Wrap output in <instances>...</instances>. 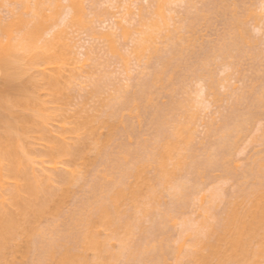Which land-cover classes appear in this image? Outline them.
<instances>
[{"label": "rangeland", "instance_id": "obj_1", "mask_svg": "<svg viewBox=\"0 0 264 264\" xmlns=\"http://www.w3.org/2000/svg\"><path fill=\"white\" fill-rule=\"evenodd\" d=\"M35 1L40 4L39 0H0L3 42L8 39L4 24L17 36L21 31L14 22L24 18L32 24ZM154 1L80 0L81 15L78 8L70 9L68 0H41L44 13L52 18L43 27L38 44L53 39L45 52L59 55L60 63L49 55L47 62L33 60L36 51L20 47L0 62V144L13 142L29 162L28 177L44 181L46 188L31 196L33 207L60 186L63 173L80 166L82 180L71 186L60 211L37 220L42 227L57 225L58 233L65 235L76 226L77 211L90 209L103 198L120 170L132 168L140 157L157 148V142L163 143L176 127L185 124L188 128L184 126L187 129L178 138V149L167 158V166L172 167L179 149L187 152L182 146L188 144V160L194 168L177 170L153 203L150 215L140 208L149 199V184L161 187L160 166L150 161L141 180L123 174L122 185H137L143 195L120 207L131 212L133 227L127 234L131 240L140 246L147 240L154 245L146 264H188V242L195 229L204 231L202 222H218L239 195L264 185V0H163L164 19L156 14ZM140 3L141 9L137 8ZM169 32L179 51L160 68L159 57L170 54ZM139 42L143 47L137 50ZM157 69H164L159 78L154 77ZM49 80L56 81L57 87ZM144 81L149 85L146 83L145 93L139 96ZM37 105L49 113L45 122L36 114ZM102 118L106 121H100ZM236 118L247 121L226 140L220 138L223 122L231 124ZM106 136L108 144L98 154L90 144L95 137ZM50 139H59L67 150L56 152L55 160L44 153L50 148ZM5 180V187L14 183L11 176ZM182 182L184 194L172 198L170 192H181ZM5 205L18 211L9 202ZM137 218L140 226L135 225ZM96 230L100 239H107L105 254L118 252L117 235L103 225ZM20 233L6 245L5 261L37 264V249L32 248L31 255L26 251L27 258V237ZM60 240L62 245L56 247L64 248V237ZM80 241L74 243V249L84 251L86 260L79 264H96L93 249L83 250ZM42 258L41 264H56L52 256ZM123 259L118 257L109 264H122Z\"/></svg>", "mask_w": 264, "mask_h": 264}, {"label": "bare ground", "instance_id": "obj_2", "mask_svg": "<svg viewBox=\"0 0 264 264\" xmlns=\"http://www.w3.org/2000/svg\"><path fill=\"white\" fill-rule=\"evenodd\" d=\"M39 1L40 4L38 3V1H35L37 3L34 4L35 6L32 11L33 16L31 19L32 24H28L29 20H26L24 18H20L19 20H17V22H14L17 23V25L19 24L18 30L21 31V33L18 36L11 32V28L8 24H4L2 26V29L4 32H6L8 39L5 42L0 39V62L10 57L8 56L10 54L14 55L19 47L22 49L36 51L35 55L33 56V60L43 59L47 62L49 59H51L52 61L55 60V62L60 61L59 55L57 54H54L52 56L51 54H48L49 59H47L48 55H46L47 53L45 52V50L52 46L53 39L45 38L42 44H38V39L40 38L39 35L41 34L43 27L46 26L47 22H49L52 18V14L44 13V9L41 6V3L43 1ZM68 1L70 9L75 10L76 8H78L82 15L80 0ZM139 1L141 0H133L134 3H139ZM155 1V4L157 5H155L157 12L156 14L160 15V17L162 16V18L164 19V15L162 13L163 11H161V8H163L162 5H164L165 1ZM141 6L143 7V4H138L137 8L141 9ZM70 11L71 10H69L68 12L70 13ZM153 25L156 26L158 24H156V22L154 21ZM150 29L152 30L153 28L150 27ZM125 32L126 29L124 28V33ZM173 37L174 34L171 32L166 34L167 43L170 44V54L166 53L165 55L163 54V56L160 54V56H162L159 57L161 58L160 64L162 65H159L160 68H163V66L167 65L179 51V45ZM142 47V42L137 43V50H140ZM58 62L57 64L54 63L56 67H58ZM162 70L164 71V69H157L154 72V77L158 75L159 78V75H162L163 73ZM161 71L162 73H160ZM146 83L148 84L149 81L140 83L138 92L135 91L137 92V95L142 96L145 93ZM50 84L53 86V88L57 87L56 81L51 80ZM137 95L135 94V96ZM35 111L36 114L42 118V121L45 122L48 119L49 113H47L45 108H43L42 106L40 107L39 105H37ZM111 113L113 112L111 111ZM243 118H236L231 124H226L228 120L224 118L226 121L224 119L223 120L226 123L223 122L224 124H221V127L223 128L220 134V138L225 139L232 133V131L237 129L241 125V123L247 121ZM100 121L106 120L102 118V120ZM184 126L187 127L185 124L183 126L176 127V130H174L175 132L170 135L171 137H168L169 139L166 138L167 140L165 139L166 141H164L163 143L158 144L157 142V148H155L151 153L148 152V154H145V157L144 155H139L142 157L139 158L137 163H134L132 168L128 170H120V176L117 179L112 178L111 184L107 189V194H105L107 196L105 197L104 195L103 198H98L96 204L90 209H86L85 207L79 209L75 217L76 220H74L76 221V226H71L72 228L70 227V229L67 231L68 233L64 232L65 235H60L58 233L56 227L57 225L54 226L53 223H49L47 227H42V225L38 224L40 220L38 222L37 220L44 215L56 216V214L60 211L65 195L69 192L71 186L83 177L81 174L82 170L80 166H76L74 169L69 170L65 174L63 173L64 175L62 174L61 176L60 186L57 189H54V191H50V193L48 192L49 194H47L43 198V200L40 201L41 203L39 205H36L37 207H33L31 196L36 195L38 189L40 190L42 189V187L46 188L44 187L45 184H43L44 181H41L42 179L39 180L38 177L37 179L36 177H28L29 170L26 167L28 166L29 162L28 160L24 161V157L19 154L13 142L0 144V264H9L8 261H5L6 258L4 255V250L7 246H9L10 243L16 240L17 235L21 234L20 232H23L24 235L26 234L25 236L28 238H24L25 241L27 240L28 242L27 247H25L26 250L24 248V251L29 252V255H31L30 250L32 248L37 249V264L42 263L41 261L44 255H48V257H54L56 264H79L80 262H84L83 260L86 257V255L84 257V251L82 252L81 249L77 247L76 249H74V243L79 240H81L80 242H83V250L87 248L93 249V251L95 252L94 256L96 259V264H109L113 260L118 259V257H124V261L122 262V264H146L145 260L146 258H148L147 256H149L150 253L154 250V245L150 244V242L147 240V242L145 241L146 244L144 243L145 245L143 244V246H140L138 242H133V238L131 240V238L127 235L131 233L133 227L131 225L130 219L131 212L125 209V211L121 210L120 207V205L124 201L127 202L129 200V202L134 203L137 197L143 194H141V190L137 185H122V178L124 176L123 174L130 173L137 180H141L142 178H144V168L147 164H149L150 161L154 160V162L157 163L158 166H160L161 173L158 172L159 176H157L158 180L160 181L159 183L161 187L157 189L156 187H154L155 185L153 186V184H149V187L147 186L148 193L146 195L147 197H149V199L144 202L143 206H141L140 208L144 215L152 214V209H154L153 203L158 200V197L162 194L164 189H166L167 185L173 180L177 170L182 168L190 169L194 166L193 163L188 160V144H185L187 145L186 147L185 145H181L182 149L183 147L187 149V152L184 153L179 149L177 154H175L176 158L172 164V167L167 166V158L172 157L174 154V149H178L179 147L178 138L182 135L183 131L188 128H184ZM107 136L110 137V134H107ZM107 136L102 138L95 137L90 144V146L97 150L98 154H100L102 150L105 149L106 144H108ZM159 138H161V136ZM57 140L50 139V148L49 150L44 152L47 156H49L51 160H55L56 152L65 151L66 149V146H64L63 143L61 144V141L59 139ZM188 142V140H185L184 143ZM65 152H67V150ZM78 154L82 156V150H79ZM7 155L8 158L10 157V159L5 162V159H8L6 158ZM5 176H11L14 178L13 185L5 187ZM137 182L138 181H136V183ZM185 187V182L180 183L179 188L181 189L182 193L180 192V190H174L170 192L171 197L180 198L184 194L183 190L185 189ZM180 194L182 195L179 197ZM6 202H9L10 205L16 206L18 208V211L15 212L7 208V206L5 205ZM19 215L22 216V218H24L26 221H28H25L27 225L22 224L21 221H23V219H21ZM223 215L224 216H222L220 220L218 219V222L216 223L202 222L201 226H204V231H199V229L197 228L195 229V232L191 234L190 242H188L189 248L186 253L189 257H187V261H189L188 264H261L262 258L264 259V185H255V187L249 190L246 195H239L237 199L231 202V204L226 209L225 214ZM139 222V218H137V222L135 225L140 226ZM98 225H103L104 227L112 231L113 236L115 234L117 235V238L120 240V248L118 252H110L109 255L105 254V252H108L109 250V248H107V242H105L107 241V239L102 240V238H99L96 230ZM141 229H143V227H141ZM122 232L124 233V235H126L125 237L124 235L122 236V234H119ZM141 234H143V232ZM61 236L64 237L63 243L66 244L63 245L64 248H57L56 246L59 243L62 245V243L59 242ZM182 243H184V241H182ZM27 252L24 253V255L28 254ZM34 263L36 264V262Z\"/></svg>", "mask_w": 264, "mask_h": 264}]
</instances>
